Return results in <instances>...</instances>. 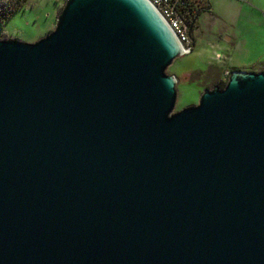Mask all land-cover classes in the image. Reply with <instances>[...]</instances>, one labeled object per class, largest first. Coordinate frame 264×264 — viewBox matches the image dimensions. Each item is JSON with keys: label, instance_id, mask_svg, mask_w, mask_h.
<instances>
[{"label": "water", "instance_id": "water-1", "mask_svg": "<svg viewBox=\"0 0 264 264\" xmlns=\"http://www.w3.org/2000/svg\"><path fill=\"white\" fill-rule=\"evenodd\" d=\"M180 56L148 0L0 39V264H264V71L174 111Z\"/></svg>", "mask_w": 264, "mask_h": 264}, {"label": "rangeland", "instance_id": "rangeland-1", "mask_svg": "<svg viewBox=\"0 0 264 264\" xmlns=\"http://www.w3.org/2000/svg\"><path fill=\"white\" fill-rule=\"evenodd\" d=\"M64 2L25 0L0 24V39L36 41L54 28ZM211 4L208 12L207 2L202 4L192 51L167 68L176 78L174 111L196 104L205 89L226 82L232 71L264 70V0H211Z\"/></svg>", "mask_w": 264, "mask_h": 264}, {"label": "built area", "instance_id": "built-area-1", "mask_svg": "<svg viewBox=\"0 0 264 264\" xmlns=\"http://www.w3.org/2000/svg\"><path fill=\"white\" fill-rule=\"evenodd\" d=\"M176 36L182 55L192 51L193 42L189 33L203 0H148ZM228 73L225 72V75Z\"/></svg>", "mask_w": 264, "mask_h": 264}, {"label": "trees", "instance_id": "trees-1", "mask_svg": "<svg viewBox=\"0 0 264 264\" xmlns=\"http://www.w3.org/2000/svg\"><path fill=\"white\" fill-rule=\"evenodd\" d=\"M24 2L25 0H7L3 3H0V24L5 20H7L11 16V14H13L14 11L22 8ZM203 2H201V6L199 7V10L203 8L202 6ZM217 84H219L220 87H223L225 82L224 83L218 82Z\"/></svg>", "mask_w": 264, "mask_h": 264}, {"label": "flooded vegetation", "instance_id": "flooded-vegetation-1", "mask_svg": "<svg viewBox=\"0 0 264 264\" xmlns=\"http://www.w3.org/2000/svg\"><path fill=\"white\" fill-rule=\"evenodd\" d=\"M199 12H200V10L198 11L197 15L194 18V21H193L192 25H190V28H189V33L191 35V38H192V34H195L196 33V31H197L196 29H199L198 28V25L196 24L197 18L199 16Z\"/></svg>", "mask_w": 264, "mask_h": 264}, {"label": "crops", "instance_id": "crops-1", "mask_svg": "<svg viewBox=\"0 0 264 264\" xmlns=\"http://www.w3.org/2000/svg\"><path fill=\"white\" fill-rule=\"evenodd\" d=\"M207 1V5H208V9H207V11H205V12H208V10H210V8H211V6H212V4H211V0H206ZM204 12V13H205ZM243 70H244V68H243ZM246 70V69H245ZM252 71V70H251ZM255 71V70H254ZM261 71H264L263 69H261Z\"/></svg>", "mask_w": 264, "mask_h": 264}]
</instances>
